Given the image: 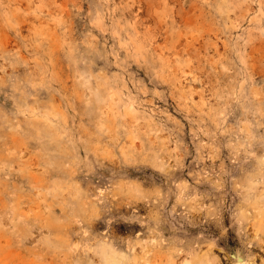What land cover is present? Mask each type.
<instances>
[{"label": "rangeland", "instance_id": "obj_1", "mask_svg": "<svg viewBox=\"0 0 264 264\" xmlns=\"http://www.w3.org/2000/svg\"><path fill=\"white\" fill-rule=\"evenodd\" d=\"M0 264H264V0H0Z\"/></svg>", "mask_w": 264, "mask_h": 264}, {"label": "bare ground", "instance_id": "obj_2", "mask_svg": "<svg viewBox=\"0 0 264 264\" xmlns=\"http://www.w3.org/2000/svg\"><path fill=\"white\" fill-rule=\"evenodd\" d=\"M21 1H23V0H21ZM26 3V2H25ZM25 3H23V4H25ZM13 4V3H12ZM22 4V3H21ZM23 4H22V6H23ZM27 4H29V2L27 3Z\"/></svg>", "mask_w": 264, "mask_h": 264}]
</instances>
